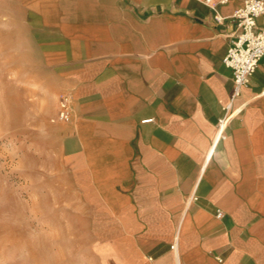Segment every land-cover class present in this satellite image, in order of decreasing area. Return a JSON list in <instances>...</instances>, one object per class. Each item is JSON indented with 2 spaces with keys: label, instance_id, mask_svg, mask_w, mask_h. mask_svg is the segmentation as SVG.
<instances>
[{
  "label": "crops",
  "instance_id": "0c3cea01",
  "mask_svg": "<svg viewBox=\"0 0 264 264\" xmlns=\"http://www.w3.org/2000/svg\"><path fill=\"white\" fill-rule=\"evenodd\" d=\"M243 1L24 0L42 187L78 226L74 264H264V56L232 101L223 62Z\"/></svg>",
  "mask_w": 264,
  "mask_h": 264
},
{
  "label": "rangeland",
  "instance_id": "374dc122",
  "mask_svg": "<svg viewBox=\"0 0 264 264\" xmlns=\"http://www.w3.org/2000/svg\"><path fill=\"white\" fill-rule=\"evenodd\" d=\"M30 25L24 0H0V264H74L78 226L42 187L48 175L35 120L43 101L28 74Z\"/></svg>",
  "mask_w": 264,
  "mask_h": 264
},
{
  "label": "built area",
  "instance_id": "2783aa9c",
  "mask_svg": "<svg viewBox=\"0 0 264 264\" xmlns=\"http://www.w3.org/2000/svg\"><path fill=\"white\" fill-rule=\"evenodd\" d=\"M214 0H202V2L214 8ZM226 0H220L224 3ZM264 15V0H244L241 7L232 15L236 21L237 30L231 36L230 45L223 58L224 64L232 70L233 91L232 99L240 96L242 89L249 83L261 58L264 56V27L258 24V19ZM217 21L222 18L216 17ZM67 97L59 100L57 116L52 122H64L69 118ZM223 115L216 123L217 138L225 137L224 131L236 111L231 110V104L224 107ZM150 121V120H146ZM194 199V197H193ZM218 217L222 216L218 212ZM175 248V244L172 245Z\"/></svg>",
  "mask_w": 264,
  "mask_h": 264
}]
</instances>
